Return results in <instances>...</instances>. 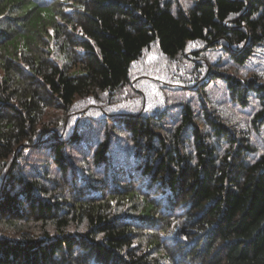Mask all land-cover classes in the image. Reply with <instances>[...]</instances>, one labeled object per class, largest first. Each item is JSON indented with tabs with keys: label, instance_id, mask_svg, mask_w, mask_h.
Instances as JSON below:
<instances>
[{
	"label": "trees",
	"instance_id": "1",
	"mask_svg": "<svg viewBox=\"0 0 264 264\" xmlns=\"http://www.w3.org/2000/svg\"><path fill=\"white\" fill-rule=\"evenodd\" d=\"M177 5L0 0V226L29 225L0 229V264H264V154L246 163L250 146L203 97L210 133L185 106L163 134L167 82L157 69L181 55L207 70L201 53L217 48L244 65L264 43V0ZM224 78L240 105L258 98V129L264 83ZM127 87L134 98L113 100ZM86 118L106 121L97 145L81 129ZM113 123L136 147L130 163L112 156ZM74 148L103 173L77 166ZM31 151L59 176L28 179Z\"/></svg>",
	"mask_w": 264,
	"mask_h": 264
},
{
	"label": "rangeland",
	"instance_id": "2",
	"mask_svg": "<svg viewBox=\"0 0 264 264\" xmlns=\"http://www.w3.org/2000/svg\"><path fill=\"white\" fill-rule=\"evenodd\" d=\"M172 10L176 11L179 5L188 9L193 0H169ZM201 59L207 62L208 69L201 72L197 71L194 62L185 59L183 56L176 58V63L166 65L162 64L157 67L159 70L158 78L165 82H169L173 87H167L166 84L162 90L165 99V109L163 120L159 122L158 129L165 135L172 134L180 124L181 112L185 106H189L204 133H210L209 128L204 122L201 97L207 101V106L212 110L225 126L234 129L236 133L244 137L243 144L250 146L252 153L244 154L245 162L248 163L252 159H257L264 154V124H260L258 129L254 127L253 120L261 106L258 98L253 93L248 94L246 106L240 103L230 95L227 86V80L224 77H231L234 80L249 81L254 79L256 82L264 83V43L260 47L254 48V53L242 66L237 65L222 48L208 49L201 53ZM201 88V93L195 88ZM132 99L135 97L134 91L130 87L121 89L113 95V100H121V98ZM100 122L92 121L90 118L84 119L81 123V129L87 141L97 145L105 138L106 121L99 119ZM97 120V121H99ZM111 153L118 162H132L135 157L136 147L133 145L129 134L117 123L112 125ZM108 136V134H107ZM185 144L184 149L188 153H192V134L190 128L184 133ZM217 153H223L225 147H218ZM72 155L75 164L82 166L86 172L93 171L95 176L103 173V169L94 170L84 158L83 153L74 148ZM26 159L21 165L23 174L28 179L44 181L43 177L59 176L56 169L50 165L47 155L43 152L31 151L26 153ZM99 172V173H98ZM97 173V174H96ZM5 235L16 234L18 231L29 230V225L17 224L16 226H0Z\"/></svg>",
	"mask_w": 264,
	"mask_h": 264
}]
</instances>
